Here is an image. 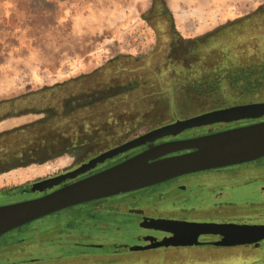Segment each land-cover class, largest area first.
Segmentation results:
<instances>
[{
	"label": "rangeland",
	"instance_id": "1",
	"mask_svg": "<svg viewBox=\"0 0 264 264\" xmlns=\"http://www.w3.org/2000/svg\"><path fill=\"white\" fill-rule=\"evenodd\" d=\"M240 57L250 60L237 65L264 64V0H0V120L12 116L0 121V133L43 122L42 129L16 140L17 149H31L52 142L61 128L70 136L77 126L140 120L153 126L174 119L175 112L185 117L264 100V83L254 87L258 94L245 97L227 86L222 94L183 89L190 84L181 78L183 69L223 72ZM57 164L14 173L7 183L47 176L58 171ZM84 211L74 206L31 222L38 226L25 236L41 228L46 233V246L35 254L14 242L22 230L0 237V264H186L182 257L207 261L210 254L231 256L221 264H264V241L257 248L168 254L97 249L82 237L97 235L96 225L114 218L94 212L79 220Z\"/></svg>",
	"mask_w": 264,
	"mask_h": 264
},
{
	"label": "flooded vegetation",
	"instance_id": "2",
	"mask_svg": "<svg viewBox=\"0 0 264 264\" xmlns=\"http://www.w3.org/2000/svg\"><path fill=\"white\" fill-rule=\"evenodd\" d=\"M254 103H264V100L216 105L206 111L185 117H181L178 112H175L172 114L174 119L162 121L153 126H144L142 120L133 121L132 125L120 127L95 126L87 128L77 126L70 136H66L63 132L65 128H61V132L52 138V142L48 141L50 143L47 142L45 145L42 144L40 147L36 146L31 149H17L16 140H20L22 136L26 135L24 133H29L35 127L42 129L43 122L0 133V183H2L0 184V206L44 196L65 185L90 177L148 152L154 157L149 160L150 163L192 153L196 151L195 148L180 149L165 155H157L154 149L263 122L264 116L187 128L170 134L158 133L157 130L177 121L208 112ZM9 117H12L11 114H8L5 119ZM176 148L178 147L169 149ZM111 152H113L111 155L104 156ZM92 161H97L94 164L95 167L83 171L82 168ZM48 163H58L60 168H56L57 172L47 176L27 178L20 183H7L14 173L27 171L33 166H45ZM74 173L73 179L69 178L61 182L52 190L44 193H36L32 190L37 183L43 180L66 175L73 176ZM77 206L85 207L79 220L87 221L94 212L112 214L114 219L111 222H101L95 228L122 233L115 241L104 240L100 243L101 245L122 246L131 241L143 248L138 251H154L165 254L176 251L228 250L240 246L257 248L264 240L253 244L222 245L220 243L226 240L225 236L214 233L200 234L197 237L198 243H196L195 234L191 230H178V226L180 224L264 226V156L238 164L182 174L136 191ZM158 220L174 223L173 230L151 228V222ZM173 238L179 245L156 246L163 240ZM165 254L163 256H166ZM168 256L170 258L172 255ZM230 257L222 259L219 255L210 254L208 262L200 260L199 255L181 259L186 264H221L224 259Z\"/></svg>",
	"mask_w": 264,
	"mask_h": 264
},
{
	"label": "water",
	"instance_id": "3",
	"mask_svg": "<svg viewBox=\"0 0 264 264\" xmlns=\"http://www.w3.org/2000/svg\"><path fill=\"white\" fill-rule=\"evenodd\" d=\"M262 116H264V103L239 105L180 120L160 128L157 132L170 134L187 128ZM172 147L178 148L169 149ZM192 148H195L196 151L152 163L149 160L154 157L148 152L90 177L65 185L44 196L0 206V237L73 206L136 191L182 174L238 164L262 157L264 156V121L176 145L161 146L154 149V152L157 155H165L180 149ZM113 152L104 156L111 155ZM96 162L92 161L82 170L94 168ZM75 173L73 176L66 175L43 180L37 183L32 190L36 193L52 190L61 182L69 178L73 179ZM173 224L170 221H152L151 228L170 231L173 230ZM180 229L191 230L195 234L196 243H198L197 237L203 233L225 236L226 240L220 243L222 245L253 244L264 240V226L180 224L178 230ZM158 245L177 246L179 244L173 238L163 240L156 246ZM122 248L129 251L143 249L128 243L122 245Z\"/></svg>",
	"mask_w": 264,
	"mask_h": 264
},
{
	"label": "trees",
	"instance_id": "4",
	"mask_svg": "<svg viewBox=\"0 0 264 264\" xmlns=\"http://www.w3.org/2000/svg\"><path fill=\"white\" fill-rule=\"evenodd\" d=\"M254 18H258V15L256 14ZM230 32V31H229ZM227 34L228 30L225 32ZM219 36H223V34H219ZM200 48H203L199 45ZM199 47L193 48L192 50H198ZM249 58L240 57L237 59H230V61L235 62L232 67H224V71H221V68L219 70L213 68L209 71L207 70H201L197 72H192V70L183 69V75L181 78L189 79L190 84L186 85L183 89H189V93H196V94H215L220 93L222 94V89L224 86L230 87L233 91L239 94L241 97H245L247 95H254L255 93V86L260 87L262 83H264V64L261 65V67L254 66L255 64L251 65H245L240 64L237 65V62H243V60H248ZM135 62L139 61L140 59H133ZM250 60V59H249ZM146 72H154L153 68H150L149 66L145 65ZM223 74V75H221ZM159 74H157L158 76ZM158 79L160 77H157ZM223 81L228 82L227 84H223ZM183 89L181 91H183ZM254 93V94H253ZM258 94V93H256ZM255 94V95H256ZM262 96V94H260ZM47 218V217H46ZM45 219V218H44ZM38 224H27L23 227H20L16 230H22L21 236L17 237L14 242L18 245L17 247L23 246L27 247L28 251H31L35 254L37 249L41 248L42 246H46V242L44 240V235L41 231L43 228L39 230H34L32 232V236H25V231L28 230V228H36ZM45 229V228H44ZM41 230V231H40ZM15 231V230H14ZM12 231V232H14ZM108 231V230H107ZM104 229H97V235L92 233V235L87 237H82V239L90 240L91 243H94L97 246V249L102 248V245L100 244L104 240H116L118 239L119 232L118 231H111L110 235L107 233ZM30 237V238H29ZM60 237V236H58ZM69 238V237H64ZM52 240L58 241V239L55 237ZM58 242L52 243L48 246L56 245ZM106 247H119L118 245H105Z\"/></svg>",
	"mask_w": 264,
	"mask_h": 264
},
{
	"label": "crops",
	"instance_id": "5",
	"mask_svg": "<svg viewBox=\"0 0 264 264\" xmlns=\"http://www.w3.org/2000/svg\"><path fill=\"white\" fill-rule=\"evenodd\" d=\"M9 125H10V123H7L6 126H4V127H8Z\"/></svg>",
	"mask_w": 264,
	"mask_h": 264
}]
</instances>
